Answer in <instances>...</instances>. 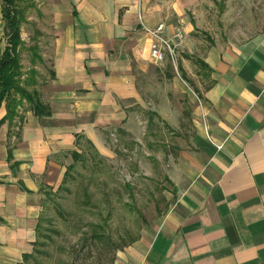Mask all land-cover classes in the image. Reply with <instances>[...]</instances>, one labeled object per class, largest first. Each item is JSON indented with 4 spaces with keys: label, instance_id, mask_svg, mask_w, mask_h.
<instances>
[{
    "label": "crops",
    "instance_id": "0c3cea01",
    "mask_svg": "<svg viewBox=\"0 0 264 264\" xmlns=\"http://www.w3.org/2000/svg\"><path fill=\"white\" fill-rule=\"evenodd\" d=\"M44 2L42 31L52 37L41 57L49 73L33 88L50 115L19 108L12 126L0 124V264L31 252L38 184L57 186L63 162L83 141L103 152L106 131L145 136L149 112L170 128L154 157H165L175 199L111 264H264V12L245 38L207 43L196 36L199 0ZM161 23L165 36L183 29L178 53L195 55L200 67L193 72L186 56L179 69L200 75L197 92L152 72L174 69L149 57L142 26ZM152 82L165 107L146 102ZM5 114L1 107L0 120Z\"/></svg>",
    "mask_w": 264,
    "mask_h": 264
},
{
    "label": "rangeland",
    "instance_id": "374dc122",
    "mask_svg": "<svg viewBox=\"0 0 264 264\" xmlns=\"http://www.w3.org/2000/svg\"><path fill=\"white\" fill-rule=\"evenodd\" d=\"M44 6V0L17 2L24 41L19 52L22 77L33 66L30 47L37 46L39 53L49 52L52 36L44 32L49 26ZM261 12L264 0H199L194 15L199 31L196 36L207 43L241 40L260 26ZM4 47L1 27L0 53ZM186 51L179 53L178 74L169 65L162 72H152L162 73L160 76L166 80L170 76L178 78L188 93L197 92L200 75L192 76L179 69L180 58L186 56L190 57L193 72L200 67L196 56ZM36 71L46 79L49 64L36 62ZM165 78L162 91L168 89ZM153 84L148 83L151 94L146 102L150 107H165V95L153 94ZM19 108L27 110L31 106L25 101ZM143 119L147 121L145 136L136 132L134 137L126 138L117 130L106 131L103 152L83 141L77 146L79 156L70 154L63 162L64 174L57 186L38 184L36 239L29 256L22 258L23 264H111L117 251L154 228L175 199L166 176L167 161L165 157L163 161L154 157V144L158 140L170 141L172 135L169 126L154 112L145 113Z\"/></svg>",
    "mask_w": 264,
    "mask_h": 264
},
{
    "label": "trees",
    "instance_id": "16d2710c",
    "mask_svg": "<svg viewBox=\"0 0 264 264\" xmlns=\"http://www.w3.org/2000/svg\"><path fill=\"white\" fill-rule=\"evenodd\" d=\"M18 1L20 0H0L2 28L5 37V47L0 53V108L4 106L6 110L0 124L7 122L9 127L19 117L18 107L25 101L30 104L34 115L38 117L50 115L48 107L41 102L38 93L33 88L37 83L36 79H40L36 71V62L44 63L37 46L29 48L32 51V68L25 77H22L21 74L19 52L24 46V41L21 38L22 13L17 7ZM29 88L32 89L29 90ZM70 154L72 157L79 156L75 151ZM22 190L26 191L24 187ZM28 256L25 254L23 258L26 259ZM18 264H23V262Z\"/></svg>",
    "mask_w": 264,
    "mask_h": 264
},
{
    "label": "built area",
    "instance_id": "2783aa9c",
    "mask_svg": "<svg viewBox=\"0 0 264 264\" xmlns=\"http://www.w3.org/2000/svg\"><path fill=\"white\" fill-rule=\"evenodd\" d=\"M143 31L150 37L149 57L156 65H162L169 60L177 70L178 50L182 48L185 34L180 26L173 27L171 36H165V25L163 23L151 29L142 26ZM220 148L221 146H217Z\"/></svg>",
    "mask_w": 264,
    "mask_h": 264
}]
</instances>
